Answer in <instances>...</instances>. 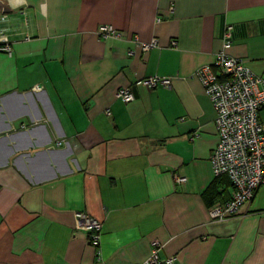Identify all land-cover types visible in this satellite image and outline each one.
<instances>
[{"label":"crops","instance_id":"0c3cea01","mask_svg":"<svg viewBox=\"0 0 264 264\" xmlns=\"http://www.w3.org/2000/svg\"><path fill=\"white\" fill-rule=\"evenodd\" d=\"M3 14L0 264H145L154 241L159 264H264V184L209 218L233 188L212 173L215 114L195 77L231 26L228 54L264 80V0H0ZM152 76L170 86L139 84ZM76 213L101 222L97 248Z\"/></svg>","mask_w":264,"mask_h":264},{"label":"built area","instance_id":"2783aa9c","mask_svg":"<svg viewBox=\"0 0 264 264\" xmlns=\"http://www.w3.org/2000/svg\"><path fill=\"white\" fill-rule=\"evenodd\" d=\"M5 21L3 14L0 16V53L11 56V43L2 28ZM231 31V26L225 28L222 48L215 54L212 64L195 72L215 114L218 141L209 158L212 173L216 178L226 176L233 188L229 200L209 210L208 215L213 222H222L238 213L264 184V124L259 119V113L264 108V80L245 67L242 59L228 54L232 44ZM97 35L102 40L123 38V33L110 25L99 26ZM134 43L142 52L158 47L157 39L140 42L134 38ZM170 47L175 48L176 43L171 42ZM171 79L152 76L142 79L139 84L148 89L169 87ZM116 98L125 104L134 99L128 88H120ZM106 115L109 116V112ZM185 182L186 178L176 177V183ZM74 217L75 228L87 232L89 244L97 248L101 222L84 213H76ZM151 245L152 253L145 264H159L162 245L155 241ZM165 262L170 264L172 260Z\"/></svg>","mask_w":264,"mask_h":264},{"label":"rangeland","instance_id":"374dc122","mask_svg":"<svg viewBox=\"0 0 264 264\" xmlns=\"http://www.w3.org/2000/svg\"><path fill=\"white\" fill-rule=\"evenodd\" d=\"M261 118H263L264 119V113L263 114H261ZM259 119H260V113H259ZM262 119V120H263ZM261 121V120H260Z\"/></svg>","mask_w":264,"mask_h":264},{"label":"trees","instance_id":"16d2710c","mask_svg":"<svg viewBox=\"0 0 264 264\" xmlns=\"http://www.w3.org/2000/svg\"><path fill=\"white\" fill-rule=\"evenodd\" d=\"M217 178H215V180H216ZM229 180V179H228ZM231 184V183H230Z\"/></svg>","mask_w":264,"mask_h":264}]
</instances>
